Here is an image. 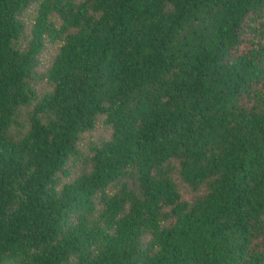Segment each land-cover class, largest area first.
<instances>
[{
    "label": "trees",
    "instance_id": "trees-1",
    "mask_svg": "<svg viewBox=\"0 0 264 264\" xmlns=\"http://www.w3.org/2000/svg\"><path fill=\"white\" fill-rule=\"evenodd\" d=\"M0 264H264V0H0Z\"/></svg>",
    "mask_w": 264,
    "mask_h": 264
},
{
    "label": "rangeland",
    "instance_id": "rangeland-1",
    "mask_svg": "<svg viewBox=\"0 0 264 264\" xmlns=\"http://www.w3.org/2000/svg\"><path fill=\"white\" fill-rule=\"evenodd\" d=\"M56 50L57 49L54 46L48 45L46 51L42 55V66L40 71L46 70L50 66L53 56L56 55ZM110 134L111 133L109 130H105L103 127H98L93 134H89L87 136V140L96 141L102 137L109 138ZM83 148L87 149V143L83 144ZM182 194L183 198L186 200H191L193 198V194L188 190L185 185H182Z\"/></svg>",
    "mask_w": 264,
    "mask_h": 264
}]
</instances>
